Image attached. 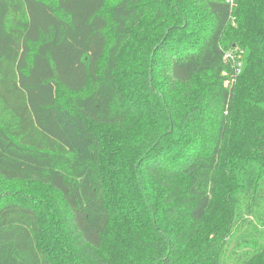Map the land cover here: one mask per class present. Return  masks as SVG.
<instances>
[{
	"label": "trees",
	"instance_id": "obj_1",
	"mask_svg": "<svg viewBox=\"0 0 264 264\" xmlns=\"http://www.w3.org/2000/svg\"><path fill=\"white\" fill-rule=\"evenodd\" d=\"M0 264H264V0H0Z\"/></svg>",
	"mask_w": 264,
	"mask_h": 264
},
{
	"label": "rangeland",
	"instance_id": "obj_2",
	"mask_svg": "<svg viewBox=\"0 0 264 264\" xmlns=\"http://www.w3.org/2000/svg\"><path fill=\"white\" fill-rule=\"evenodd\" d=\"M113 1L114 0H108V6H111L112 4H113ZM110 42H112V38H111V36H110ZM80 96L81 95H84L83 93L82 94H79ZM74 97H76V95L75 94H72V93H69V92H67V91H65V90H60L59 91V99H60V101L61 102H66L68 99H73ZM66 232H68V229L66 228V230H65Z\"/></svg>",
	"mask_w": 264,
	"mask_h": 264
},
{
	"label": "built area",
	"instance_id": "obj_3",
	"mask_svg": "<svg viewBox=\"0 0 264 264\" xmlns=\"http://www.w3.org/2000/svg\"><path fill=\"white\" fill-rule=\"evenodd\" d=\"M227 3H229L231 5V7H236L237 4V0H226ZM228 58V56H226V59Z\"/></svg>",
	"mask_w": 264,
	"mask_h": 264
}]
</instances>
